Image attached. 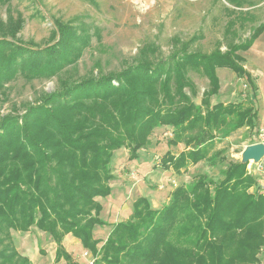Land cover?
Listing matches in <instances>:
<instances>
[{
  "label": "trees",
  "instance_id": "1",
  "mask_svg": "<svg viewBox=\"0 0 264 264\" xmlns=\"http://www.w3.org/2000/svg\"><path fill=\"white\" fill-rule=\"evenodd\" d=\"M225 1L233 7H224L227 38L241 23L246 0ZM9 2L0 0V6ZM75 21L54 20L53 43L37 47L16 39L23 26L20 17L13 19L10 12L0 17V93L18 77L60 80L91 41ZM263 32L264 22L243 43H228L222 52L219 42L208 55L188 51L194 37L186 42L172 38V52L165 58L156 45L143 48L137 63L117 74L61 84L27 104L22 114L2 116L0 264H32L14 248L10 235L32 227L55 244V262L67 264H72L63 246L68 234L90 254L91 264H255L264 245V190L248 173V163L228 164L218 180L196 175L189 187L172 189L159 210L138 198L128 219L112 224L102 244L93 233L105 225L96 198L111 194L115 151L127 149L134 161L154 129L169 127V144L186 147L177 156L166 152L161 164L164 170L183 172L202 161L210 167L223 161L220 151L210 155L218 131L227 135L248 127L257 137V88L239 53L247 52ZM217 69L230 70L245 82V98L210 104L220 89ZM190 72L208 81L199 105L192 100L196 92Z\"/></svg>",
  "mask_w": 264,
  "mask_h": 264
},
{
  "label": "rangeland",
  "instance_id": "2",
  "mask_svg": "<svg viewBox=\"0 0 264 264\" xmlns=\"http://www.w3.org/2000/svg\"><path fill=\"white\" fill-rule=\"evenodd\" d=\"M92 1L93 3L84 0H10L9 4L0 6L2 19H6L7 12H10L13 19L20 17L23 20V26L16 35V39L21 43L37 47L53 43L54 20L66 23L77 18L76 24H82L91 36L89 47L84 50L77 63L62 74L60 80L52 78L26 82L18 77L6 84L5 91L0 93V118L9 114H22L27 104L37 103L44 94L58 90L61 84L71 85L91 76L97 78L117 74L129 65L137 63L143 48L150 49L156 45L159 49L158 55L165 58L172 52V38L186 42L194 37L195 41L190 45L189 52L208 55L215 50L219 42L221 51L224 52L228 43H243L251 30L264 22V0H246L241 10L245 15H240L241 19L238 20L241 23L238 22L233 35L227 38L224 36V30L229 18L224 7H233L225 0ZM242 21H246L244 28L241 27ZM239 54L244 59V69H249L253 76H260V80L264 82V32L247 52ZM221 70L225 71H220L219 75L216 70L217 77L220 78L221 93L212 97L210 104L236 102L239 100L241 89L244 93L247 92V88H243L244 81L230 70ZM223 72L226 73L223 75ZM189 77L196 92L192 100L199 105L203 91L209 87L208 81L192 72ZM185 93L190 96L187 89ZM226 132L221 130L214 133L215 147L210 155L214 156L220 151L224 159L213 167L202 161L189 166L190 170L176 172L170 168V171L164 173L162 156L169 151L172 156H176L174 154L178 155L186 147L180 142L176 146L169 144V140L173 138V130L169 127L154 129L147 145L138 152L134 161L129 160L127 149L115 151L111 162L112 180L109 185L113 182L121 184L122 190L119 191L118 197L120 193L122 197L118 198L116 195L118 199L114 205L125 206V209L122 211L124 213L116 215L111 211L104 212L102 208L100 219L105 225L95 228L94 238L103 241L112 222L126 221L131 214L133 202L140 196L146 197L153 209H161L167 203L170 191L175 188L170 187L168 179H172L176 187H189L196 175L206 174L211 179L218 180L222 168L230 163L241 162L243 146L254 139V131L243 127L225 135ZM139 157L142 160L145 158V163L143 160L142 164ZM154 163L157 171L147 175ZM254 164L258 163L248 162L246 169L248 173L256 176L258 186L264 190V182L263 185L259 182L264 181V175L260 176L252 171ZM129 172H135V177H130ZM119 175H123L127 181L121 182ZM252 190L254 189H250ZM96 200L102 206L107 198ZM10 235L14 248L32 264H67L64 260L55 262V244L34 227L27 232L10 231ZM64 246L71 255L72 264H91L90 254L78 240L72 238ZM257 260L255 264H264V245L257 255Z\"/></svg>",
  "mask_w": 264,
  "mask_h": 264
},
{
  "label": "crops",
  "instance_id": "3",
  "mask_svg": "<svg viewBox=\"0 0 264 264\" xmlns=\"http://www.w3.org/2000/svg\"><path fill=\"white\" fill-rule=\"evenodd\" d=\"M217 70H218V75H219L220 71H225V70H221V69H217ZM245 70L251 76V78H252V80L255 83V86L257 88V97H256L255 105H256V108L259 111L260 120L262 122V120L264 119V82L260 80V78H259L260 76H257V77L256 76H253L249 69L245 68ZM216 73H217V71H216ZM225 73L226 72H223L222 74L224 75ZM218 79H220L219 76H218ZM219 84H220V80H219ZM220 93H221V90L219 89L218 95H220ZM247 93H248V89H247V92L246 93H244L243 90L241 89L240 90V94H239V98L240 99L241 98H245V96L247 95ZM224 104H226V103H224ZM254 140L257 141V137H254ZM249 145H251V141H249L248 143H246L243 146V148L245 149ZM181 151H183V150H181ZM171 154H172V152H171ZM174 155L177 156V154H174ZM152 159H153V157H152ZM139 160L141 161L142 164H143V160H144V163L146 161L145 158H143V160H142V159H140V157H139ZM260 164H264V158L261 160ZM188 170H190V169H188ZM156 171H157V169H155V163H154L153 166H152V168H151V171L147 172L146 174L147 175L148 174H154ZM167 171H170V169L169 170H164V173H166ZM120 179H121V182H123V180H126L127 181V178L125 179L123 175H119V180ZM168 180L171 181V182L173 181L172 179L171 180L168 179ZM113 183L109 185L110 188H111L110 197H108L107 200L104 202V204H102V208H103L104 212H106V211H109L110 212L111 211V212L115 213L116 215H121L122 213H124L122 211H124L125 206L124 207H120V206H115L114 204H115V200H117L120 196L122 197V194L121 193H120V196L118 197L119 191L122 190V187H121V184L120 183L119 184L118 183H114L113 184ZM168 184H170V187L172 186L170 182H168ZM157 188L159 190L160 186L157 187ZM161 190H163V187L161 188ZM116 195H117L118 198H116ZM140 197H144V196H140ZM96 199H98V198H96ZM115 223H118V222H115ZM115 223L112 222V224H115ZM107 235H108V233L105 235L104 240L106 239ZM72 238L73 237L70 234L66 235L65 238H64V240H63V246L65 245V243H67V241H69ZM73 239L75 240V238H73ZM103 241H101V244L103 243ZM65 251L68 253L67 249Z\"/></svg>",
  "mask_w": 264,
  "mask_h": 264
},
{
  "label": "water",
  "instance_id": "4",
  "mask_svg": "<svg viewBox=\"0 0 264 264\" xmlns=\"http://www.w3.org/2000/svg\"><path fill=\"white\" fill-rule=\"evenodd\" d=\"M264 158V144L254 143L247 146L241 153V162L248 163L253 161L259 163Z\"/></svg>",
  "mask_w": 264,
  "mask_h": 264
},
{
  "label": "built area",
  "instance_id": "5",
  "mask_svg": "<svg viewBox=\"0 0 264 264\" xmlns=\"http://www.w3.org/2000/svg\"><path fill=\"white\" fill-rule=\"evenodd\" d=\"M243 88L245 89L246 87L243 86ZM256 143H262L264 144V119L262 120V123L258 129V133H257V142ZM255 165V168L254 170H252L254 173L260 175V176H263L264 175V164H260V162L258 164H254ZM136 173L135 172H129V176L130 177H135ZM263 180V179H262ZM168 182L171 183V187H176V183L175 182H171L168 180ZM260 183L262 182V185H263V182L264 181H259Z\"/></svg>",
  "mask_w": 264,
  "mask_h": 264
}]
</instances>
